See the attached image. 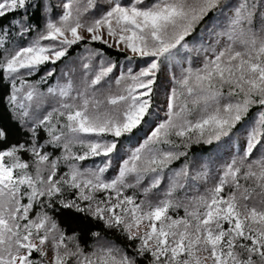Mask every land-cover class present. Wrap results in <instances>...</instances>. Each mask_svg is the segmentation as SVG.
Masks as SVG:
<instances>
[{
  "label": "snow or ice",
  "instance_id": "1",
  "mask_svg": "<svg viewBox=\"0 0 264 264\" xmlns=\"http://www.w3.org/2000/svg\"><path fill=\"white\" fill-rule=\"evenodd\" d=\"M0 264H264V0H0Z\"/></svg>",
  "mask_w": 264,
  "mask_h": 264
}]
</instances>
